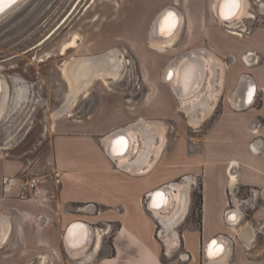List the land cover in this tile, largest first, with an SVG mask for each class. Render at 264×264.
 Wrapping results in <instances>:
<instances>
[{"label": "crops", "instance_id": "1", "mask_svg": "<svg viewBox=\"0 0 264 264\" xmlns=\"http://www.w3.org/2000/svg\"><path fill=\"white\" fill-rule=\"evenodd\" d=\"M188 1L192 5L180 9L184 27L173 45L178 49L180 42L181 48L200 52L207 48L228 67L212 111L198 126H193L192 115L179 107L177 96L162 78V70L150 72L143 67L160 61H150L144 56L138 74L141 95L134 108H125L118 94L102 91L87 118L54 121L47 147L36 157H21L22 154L8 157L0 152V219L9 223L14 242L10 249L0 251V264L3 258H8L7 264H18L19 258L36 255L43 247L48 257L61 255L62 227L74 220L92 227L97 224L105 231L103 236L116 226L110 237L112 246L108 244L109 238L102 236L99 247L93 248L94 257L106 249L101 259L92 260L93 264H144V260L148 264H264V26H256L249 33V40L238 38L216 18L214 0ZM243 45L256 50L253 51L256 59L250 63L256 65L250 72L261 88L256 102L244 108L236 106L238 97L234 98L231 92L237 77L245 71L231 53H237ZM140 121L147 124L145 128L140 126L141 133L150 134L151 138L143 139L140 155L133 153L126 161L141 156L151 141L157 149L148 157L151 167L147 170L146 164L136 170L125 169L104 152V138L119 127H139ZM158 130H162V139ZM27 158L32 160L30 165ZM28 173L50 177L40 185L42 195L30 193L28 199H21L16 195ZM182 175L192 178L199 175L201 211L198 222L188 221L179 235L170 230L176 244L168 247L164 243L168 235H164V229L162 238L154 233L157 223L145 206V198L157 186ZM5 177L15 179L11 193L2 191ZM249 188L262 189L256 196L258 204L254 207L239 204V221L228 225L224 213L230 198L246 197ZM91 205L94 206L90 208ZM244 225L249 227L248 236L238 238L236 234ZM220 236L228 240L230 248L224 257L218 261L210 258L209 262L207 243ZM5 242L0 240V244ZM179 242L183 248L179 258L163 261L162 256H173V248ZM19 243L25 247L19 249Z\"/></svg>", "mask_w": 264, "mask_h": 264}, {"label": "rangeland", "instance_id": "2", "mask_svg": "<svg viewBox=\"0 0 264 264\" xmlns=\"http://www.w3.org/2000/svg\"><path fill=\"white\" fill-rule=\"evenodd\" d=\"M91 1L21 0L0 16V76L9 88L8 106L0 119V152L7 153L8 157H14L16 154H22L21 157H36L47 147L51 124L58 120L87 118L95 107L97 95L102 91L118 94L125 108H134L142 89L138 82V74L142 71V57L150 58V61L159 60L160 63L151 62L143 67L150 72H160L171 57L183 53L187 55L190 50L196 51L195 48L183 49L178 42V49L175 44L173 49L159 52L151 48L148 42L150 23L158 10L164 6L175 5L174 2L178 3V8L186 10L191 7L192 1L187 0L180 4V0H94L87 8ZM257 4L258 0H249V13L236 23L241 29L238 30L241 34L237 35L238 38L249 40V33L245 32V29L253 22L264 26V16L257 19L246 18L253 16L250 6L257 9ZM73 9V13L59 27ZM75 32L80 35L78 47L61 54V46L70 40ZM50 34L52 35L47 38ZM113 48L120 50L123 67L117 78H108L110 88L101 80L93 79L87 87L89 94H77L70 104L72 115L53 119V112L65 103L69 89L68 83L61 76L60 64L78 55L97 54ZM250 48V45H243L237 53H231L244 67L245 71L242 72L249 73L250 68L256 65L242 60L247 52L256 51ZM227 68L224 65V70ZM176 99L179 101L177 97ZM199 121L192 122V125L197 126ZM4 146L9 147L2 148ZM183 214L184 212H180L172 221L170 230H175L174 226ZM197 214L198 208L194 206L191 215L194 222ZM161 224L164 235L170 236V230L166 229L163 221ZM115 228L116 226L112 227L110 234ZM183 228L184 225H181L178 230ZM153 229L156 233L157 227ZM176 254L177 252L173 253L172 257L162 256V260L174 261ZM45 256V264H87L93 258L92 256L79 262L83 257L71 259L60 254ZM38 258L35 255L22 256L17 263L37 264L39 261L40 264V255ZM95 259L99 260L100 257ZM1 260V264H7L8 258ZM144 264H148L147 260H144Z\"/></svg>", "mask_w": 264, "mask_h": 264}, {"label": "bare ground", "instance_id": "3", "mask_svg": "<svg viewBox=\"0 0 264 264\" xmlns=\"http://www.w3.org/2000/svg\"><path fill=\"white\" fill-rule=\"evenodd\" d=\"M235 1L239 4L237 11H235L234 8ZM93 2L94 0L90 2L87 8ZM174 4L175 5L171 4L162 7L156 12L153 19L151 20L148 42L149 46L155 50L164 51L168 48L173 49L174 42L180 37V34L183 30L185 21L184 15L180 8H178V3L174 2ZM216 4L217 0H214L213 10L215 9ZM76 7L77 5L75 8ZM248 7L249 0H224L220 7V13L221 15L228 17V22L224 23L220 20L219 21L222 25L228 27V31L230 33L241 35L240 31H238L239 29L236 23L242 17L247 16L249 13ZM74 9L67 15L59 27L69 18ZM160 13V18H158L155 22L156 17ZM177 21L178 24L176 25V29H174V23L176 24ZM52 34L47 36V38H49ZM160 34L166 35L167 37L162 38ZM79 38L80 35L77 32L73 33L71 39L61 46V54L66 53L71 48L78 47ZM201 50L203 53L198 49L197 51H194L196 53L192 52V50L187 55L184 54L178 57H171L166 66L162 69V78L171 86L172 92L177 96L179 100V107L187 115H192L193 122H198L210 111L211 107L218 100V96L223 84L224 65L221 63L220 59L211 52L208 53L204 49ZM119 51L120 50L113 48L97 54L78 55V57H72L69 60H64L60 64L59 69L61 71V76L68 83L69 89L66 101L64 103L66 105H61L53 112V119L62 115L71 116L72 112L69 109L70 104L76 98L77 94L83 93L84 96L89 94L87 87L90 85L93 79L101 80L106 87H109L110 82L108 81V78H117L120 74V70L123 67V58ZM89 74L91 75V78H86ZM0 80L2 81L4 88V95L0 104L1 119L8 106L7 103L9 88L7 82L2 78V76H0ZM18 101L19 100H17V102ZM137 124L139 127L135 125H127L126 136L128 139V144L126 152L120 156L113 155V158L117 159L119 164L126 161V159H128V157H130V155L133 153L140 155L143 149V139L151 138L150 134L144 135L141 133L143 132V129L140 126L145 128L147 127V124H145L143 121L137 122ZM51 126L54 127V123H52ZM153 129L156 130V127H153ZM157 135L162 139V130H158ZM107 136H105L104 142L109 139ZM114 145V151H117V142H115ZM7 147L9 146H4L2 148ZM156 149L157 148L151 141L143 161L144 164H146L144 170H147L151 167V163L148 162V157ZM187 186L188 182L170 183L169 188L163 190L160 189L159 193H157L154 197L155 207H152L151 210L155 215H158L162 221L169 222L168 225L165 224L167 230L172 228V220L174 217L180 212L186 210V201L184 195L186 193ZM0 220V240L5 242L10 233L9 223H6L3 218ZM66 227L67 226H65V228ZM71 231L72 235L67 236V243L68 245H75L76 247L66 248L68 256L71 259L83 257V259H81L79 262H83L92 258V252H89V250L92 247L95 249L99 247V243L105 231L102 233L101 229L94 228L91 225L90 227L86 226L83 228L81 224H73L71 226ZM160 236L162 237V234ZM223 241L224 239L219 238V240L214 239V241L210 243L208 250L211 259L218 261L221 259V257H224L222 255L225 253L227 254L228 248L225 246ZM175 242L176 240L172 239L171 235L164 237V243H166L168 247H173ZM40 258L42 264H44L46 256L40 255Z\"/></svg>", "mask_w": 264, "mask_h": 264}, {"label": "flooded vegetation", "instance_id": "4", "mask_svg": "<svg viewBox=\"0 0 264 264\" xmlns=\"http://www.w3.org/2000/svg\"><path fill=\"white\" fill-rule=\"evenodd\" d=\"M250 11L251 12L253 11L252 12L253 16L246 17V18H253L254 17L255 19H257L258 17L264 16V2L261 1V0H258L257 9H253V7L250 6ZM256 26H258V25H256L255 22H253L252 24L247 25V27L245 29V32L250 33L252 30H254V28ZM238 29H240V28H238ZM242 60L245 61L244 57H242ZM253 88H254L255 93H254V97H253V99H252L250 104H254L256 102L257 95H258L259 91L261 90V88L258 87V85L255 82V79L253 77V74L251 72H249V73L248 72H241L239 74V76L237 77V80H236L233 88L231 89V92L233 93L234 98L238 97L237 98V104H236L237 107H243V108L245 107L246 103H248L249 98L251 96L250 94H252ZM187 181L189 182V185H188L187 194H186V210H185L184 215L179 218V220L177 221V223L174 226V228H175L174 231L177 232L178 235H179V232L181 231V230H178L179 226L184 225V227H185V225L187 224L188 221L193 220V218L191 217V214L193 212L194 206H196L198 208L197 219L195 220V222H198V215H199V213L201 211V196H200L201 180H200V177H199V175H195L193 178L189 177V175H182V176H180L178 178H175V179H173V180H171V181H169V182H167L165 184H161V185L157 186V187L167 186V188H169L170 187V183L187 182ZM156 188H154V189H156ZM2 189H3V186H2ZM19 189H20V192L16 196H18L21 199H28L30 197V193L33 194V192L30 189H25L22 186H20ZM2 191L5 192V193H11L12 188H11L10 191H4V189ZM261 191H262V189L256 190V189H253V188H249V194L246 197L240 198V199L237 198L235 200L230 198V204H228V208L226 209V211L235 210V211L240 212L238 205L241 204V203H245L248 207L249 206L250 207L256 206L258 204L257 197L261 193ZM148 198H149V195H147L146 198H145V206H146V208H147V199ZM92 206H94V205H91L89 207L91 208ZM150 214L156 220V223H157V225H156V227H157L156 236L160 238L161 237L160 234L162 233V230H163L162 229L161 220H160V218L156 217L151 211H150ZM40 218H41V216H39V219ZM239 219L240 218H238L237 220H234V221H228L227 224L228 225L229 224L232 225L233 222L237 223L239 221ZM235 223H233V224H235ZM68 224H66V225H64L62 227V230H61L62 231V239L64 237V231L66 229L65 226H67ZM95 225H96V226H94L95 228L98 227L97 224H95ZM244 227H245V225L241 227V230ZM238 234H240V231L236 235L238 236ZM12 235H13V233H12V230H11L7 241L5 243H3V244H0V251L3 250V249L4 250L10 249L11 246H13L14 242L12 241V237H13ZM111 236H112V233L111 234L109 233V234L103 236L105 238H109L108 244L110 246H112V241L110 240ZM17 246H18L19 249L25 247L22 243L17 244ZM92 248H94V247H92ZM92 248L89 250V252H92V250H93ZM181 248H182V244L180 242H179V245L177 247L173 248V253L177 252V254H176L177 256L175 255L177 258H179L178 257V253L181 250ZM104 250H106V249L104 248ZM104 250H102L101 253L97 257H100V259H101L102 255L104 253ZM61 251H62L61 255L68 256L67 255V250H66V248L64 246V243H63V240H62ZM27 253H29V252H27ZM44 253H45L44 250L41 249L40 252H38V254L35 255V257L38 258L39 255H45ZM183 253L186 254L185 252H183ZM95 258L96 257L93 256V258H92L93 262H94V260H96ZM38 260H39V258H38ZM92 260H90V262H88L87 264L91 263ZM93 262H92V264H93ZM209 262H211V261H209ZM28 263L33 264V262H24L22 264H28ZM37 264H39V261H38Z\"/></svg>", "mask_w": 264, "mask_h": 264}, {"label": "water", "instance_id": "5", "mask_svg": "<svg viewBox=\"0 0 264 264\" xmlns=\"http://www.w3.org/2000/svg\"><path fill=\"white\" fill-rule=\"evenodd\" d=\"M20 1L21 0H0V16L2 14H4L6 11H8L9 9H11L14 5H16ZM223 2H224V0H217V4H216V7L214 9V13H215V16H216V18L218 20H220L221 22L226 23V22H228L227 21L228 20L227 19L228 17L227 16H223L220 13V7L223 4ZM234 8H235V11H237L238 8H239V4L236 1L234 2ZM161 13L158 14V16L156 17L155 22L157 21L158 18H160ZM177 24H178V21L176 22V24L174 23V25H175L174 29H176V25ZM171 33H173V32H171ZM160 35H161L162 38L167 37L166 35H163V34H160ZM205 49H206V52L207 51L211 52L209 49H207V48H205ZM195 50H197V49H195ZM255 59H256V55L253 52H247L244 55V60L246 62L252 63V62L255 61ZM86 78H91V75L90 74L87 75ZM3 91H4L3 84H2V81L0 80V104H1V101H2V97L4 95ZM254 93H255V91H254V88H253L252 94H251V96L249 98V101H248V103H246L245 106H248L251 103V101H252V99L254 97ZM64 105H66V104H64ZM126 129H127V125L124 126V127L116 128V129H114L113 131H111L108 134L107 137L109 139L106 142L103 143V148H104V152L109 157L113 158V155L120 156V155H122V154H124L126 152V150H127V144H128V139H127V136H126ZM115 142H117V151H114V146H115L114 143ZM147 151L143 152L144 154H142L138 158H135L132 161H124L123 163H121V165H123V167L125 169H134V170H136L139 166H143V164H144L143 160L145 159V155H146ZM115 160L117 161V159H115ZM166 188H167V186H164V187L156 188V189H154L153 191L150 192L149 198L147 199V208L149 209V211L152 212L151 208L152 207H155V205H154V197H155V195L157 193H159L160 189L163 190V189H166ZM238 213L239 212L238 211H235V210L226 211L225 212V220H226V222L237 220L238 219ZM155 216L159 218L158 215H155ZM73 224H81L83 228H85L86 226L90 227L89 224H87V223H85V222H83L81 220H74V221L70 222L67 225V227H66V229L64 231L63 243H64L65 248H68V247L69 248H74V247H76L75 245H68V243H67L68 242V237L67 236L68 235H72L71 226ZM248 228H249L248 225H245V227L240 231V234L238 235V238H242V239H244V237L247 238V236H248V230H249ZM91 231H92V229H91ZM66 237H67V240H66ZM219 238L226 239L225 237H214L211 240H209L208 243H207V247H206V257L209 260H211L210 259L211 257L209 255L208 247H209L210 243L212 241H214V239L219 240ZM83 239H84V237H83ZM223 243L225 244V246L229 250L230 244L228 243V240H227V242H224L223 241Z\"/></svg>", "mask_w": 264, "mask_h": 264}, {"label": "built area", "instance_id": "6", "mask_svg": "<svg viewBox=\"0 0 264 264\" xmlns=\"http://www.w3.org/2000/svg\"><path fill=\"white\" fill-rule=\"evenodd\" d=\"M32 162V160L30 158L26 159V163L28 165H30ZM58 172L54 173V176H56V181H58L59 179H57ZM50 177L48 174L45 175H34L32 173H28L26 180H24L21 183V186L25 189H30L34 195H42L43 191L42 188L40 187V185L42 183H45L47 181V178ZM53 177V176H51ZM15 185V179L14 178H4L3 179V189L4 191H10L12 186ZM54 195V193L50 194V197H52Z\"/></svg>", "mask_w": 264, "mask_h": 264}]
</instances>
